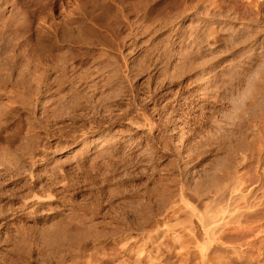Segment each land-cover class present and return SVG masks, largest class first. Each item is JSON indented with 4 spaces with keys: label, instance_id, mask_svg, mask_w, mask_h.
Listing matches in <instances>:
<instances>
[{
    "label": "rangeland",
    "instance_id": "374dc122",
    "mask_svg": "<svg viewBox=\"0 0 264 264\" xmlns=\"http://www.w3.org/2000/svg\"><path fill=\"white\" fill-rule=\"evenodd\" d=\"M18 1L14 0L15 4L20 2ZM71 1L73 0L63 3L66 7L61 5V8L58 4L52 9V1L48 0L47 3H50V6L46 3L49 9L46 12L53 22L55 20L56 22L62 21L65 18L64 14L71 8ZM85 1L80 2L79 0L82 5ZM104 1L92 0L90 4L93 6L91 11L95 13H92L94 17L89 21L93 26L92 38L95 41L91 45V57L94 61L89 59L90 56L88 59L87 57L83 58L85 55L82 52L85 49L82 45L79 46L80 43L78 45L76 43L73 54L77 59L80 57L81 61L77 60V63L74 64L75 67L72 66L74 68L66 67L68 63L64 57L65 54L61 53L63 49H59L58 46L56 48V45H54V49H50L52 53L54 52L53 54L49 50L45 52L50 55L48 56L50 58H46L47 55L44 54L42 56L43 58L46 56L45 59L38 58V56L36 58L35 55L28 57L29 59L32 56L31 60L26 59L30 50L26 45L27 42L23 39H26L23 24L19 23L17 25L20 27L16 25L17 28L15 26L13 28V31L18 29L15 31L19 35L24 33L23 36H19L10 29V32L13 33H11L12 39L15 38V43L10 42L15 45L13 47L8 45L11 48L10 51L16 56L20 54L22 56H19L20 59L19 57H15V59L12 54V58L16 60L13 59L14 62L19 63L12 64L11 60L10 75L8 73L10 77L5 78L7 83H4L6 81H4L2 73L3 76L0 77V89L2 90L4 87L9 91L8 88H10V93L8 92L10 96L7 95L10 97L8 100L5 99L7 97L4 88L0 92V96H2L0 100H3L0 101L3 104V106L0 105V114L2 113L0 115V146L10 147L14 156H12L14 161H12L13 164L11 163L10 169H12L9 170V174L2 169L0 164V264H59L57 262L59 258L67 253L64 248L65 243L92 239L108 245L103 248L102 252L106 253L105 257L110 261L117 256L119 243L124 239L127 240L128 236L129 239L132 236V239H139L142 229L150 228V224L154 223L155 219L167 215V211L169 214L170 210L176 209L177 206H182V209L178 210L181 212L176 213V215L179 213L178 221L170 218L169 224L161 225L164 230H167V235L159 243L162 250V254H159L160 259L157 257L156 260L155 258L152 264H192V262L197 263L198 261L195 260L194 254L186 253L189 256L188 261V256L187 260L185 259L184 251L178 249V251L173 250L172 252L170 247L174 243L177 244V241L173 243V240L176 239V237L173 239L174 236L181 233L179 231H183L190 223L198 229L197 221H195L196 216H194L195 219L185 218L186 215L184 216L182 210L187 211L188 208H192L189 211H193L196 215L201 213L203 204L197 198L195 189L201 187L202 183H207L209 177L217 172L215 170L218 169L226 152H231L232 146H230L231 143L222 145L216 141L219 138L215 132L214 122L206 115L211 109L215 119L220 116L221 108L215 99L204 100L199 88L201 87L200 69L210 62L211 59L207 60V58L213 57L212 60H217L220 63L224 61V66L232 64L236 66L237 70L243 68L238 71L241 73L239 76L243 81L249 77H256V74H254L255 76L252 75L253 73L248 75L244 70L248 63L247 55L250 54L248 51L250 40L247 36L250 32H254L258 41L264 39V0H253L254 3L252 0H136L138 2L136 5L131 2L119 4L118 2H122L121 0H106L107 3L103 6ZM1 2L2 0H0V4ZM22 2L23 0H21ZM26 3L29 5L25 1L22 3L24 8L19 5L16 7L19 8V11L21 8L22 13L26 11L25 15L28 16L33 11L35 13L37 6L34 5V7L30 4L27 9ZM92 3H96V5L94 4L95 10L92 9L94 8ZM118 7H123L122 11ZM29 10L31 11L29 12ZM40 17H36V22L44 24L43 17L39 19ZM80 18L83 19V16L78 15V20ZM108 18L111 20L107 21ZM253 19H258V21H252ZM78 22L80 24L81 21ZM241 23L243 26L246 25L242 27L247 31H241ZM204 24L206 25L204 26ZM224 24L228 28H223ZM182 30H185V33L189 31L186 36L188 35L192 42L198 36L200 41L196 40L200 44L205 40L204 34H209L207 36L209 40L215 35L220 37V44L223 40L224 42L220 48L217 47L218 44L213 47L212 54L206 55V57L209 56L207 58H200L205 56L202 44L204 41L199 46L195 42L197 44L195 49L193 48L195 43H193L192 52L189 53V57L192 58L191 66L187 63L183 67L182 65H173L175 57L171 54V48L177 46L178 39L175 38V34L179 35ZM229 30L231 33H234L235 30L237 33L240 30L242 41L240 38L238 39L239 43L228 40ZM260 38L262 39L260 40ZM0 43L6 48V44ZM22 43H24L23 48ZM1 44L0 51H3L4 48ZM247 45L249 46L247 47ZM57 49L60 50V53L58 51L59 54L56 55ZM6 50L5 52H7ZM20 50H25L26 57L25 54H22L24 52L18 53ZM10 51L6 54H10ZM3 52L0 54H5ZM63 54L64 58H61ZM197 54L200 55L199 59ZM5 55L4 57H6ZM4 57L2 55V59ZM22 57L28 60L24 66L22 65L23 67L20 65L23 64L22 61H25L22 60ZM12 58L10 56V59ZM30 61L36 65L31 64ZM28 62L30 63L28 64ZM104 62L105 64H103ZM244 62H246L245 65H243ZM261 62L258 63V66L263 65ZM64 64L65 66H63ZM108 64H112V68L107 66ZM86 65L90 68L88 69ZM24 67L27 69H23ZM113 67H115L114 70ZM181 67L182 69H180ZM237 70L235 71L237 72ZM243 71L245 75L247 74L246 78ZM30 72L33 76L29 77ZM38 73H42V75ZM36 74L42 77L40 78ZM242 74L244 77L241 76ZM232 75L231 73L229 80L223 81L225 89H228L227 86L234 82V79L232 82L230 79L233 77ZM2 82L3 84H1ZM61 90L65 93L64 96L61 94L62 96L59 97V92L62 93ZM23 92L27 98L29 97L26 100L30 101L31 99L30 102L24 99L25 103H29L24 106L22 105L24 102L21 104V98L17 97L19 93ZM25 94L23 93L22 98H26ZM53 94L58 97L52 99L51 95ZM32 107L34 109H31ZM179 137L180 140H178ZM227 148L229 149L227 150ZM57 153L59 154L56 156ZM198 201L199 203H197ZM149 222L150 224H148ZM164 226L169 227L164 228ZM226 231V237H229L222 238V241L226 240L224 244L239 246L248 256L234 252L227 255L221 264H264V235L245 239L246 236L240 237L239 234L232 231V228ZM197 232V235L199 234V237L196 236L197 243L206 250V245L203 242L199 243L200 240L203 241L201 239L203 236L201 237L199 233L200 230L198 229ZM248 236L250 237V235ZM185 237L183 240L187 243ZM183 240L181 243L184 242ZM109 242L110 244H108ZM112 244L116 247L111 246ZM177 246L180 247V243ZM213 249L216 248L206 250L208 255L206 261L208 262H211L213 256H216ZM191 256L192 258H190Z\"/></svg>",
    "mask_w": 264,
    "mask_h": 264
},
{
    "label": "bare ground",
    "instance_id": "6f19581e",
    "mask_svg": "<svg viewBox=\"0 0 264 264\" xmlns=\"http://www.w3.org/2000/svg\"><path fill=\"white\" fill-rule=\"evenodd\" d=\"M17 0H15L16 2ZM20 1V2H19ZM18 2L21 4H15L14 0H2L1 4H4L3 6L0 4V42L6 44V48L9 47V49L6 50L5 45L3 46L1 43V46H3L4 48V52L1 50L0 52L2 53H7L10 51V46L11 45L13 47V45L15 44H11V43H15L14 39H12V31L13 28L17 24L21 23L23 24V28H24V33H26V35L24 33H22L23 35H25L26 39L23 38L27 43V51H29L27 53V55L29 54V56H27L26 59H28V57H30V55H35L36 58L38 56V58H42L45 59V57L43 58L42 55L46 54L45 52H47L50 49H54V45H56V48L58 46V48L63 49L61 51V53L64 54L61 56V58L64 56L66 58V62L68 63V65L66 64V67L68 66H73L74 64H76L77 59L76 56H74L73 54V48L74 45H82L83 48L85 49L82 53L85 55L83 58L92 56L91 52H92V47L91 45L94 44L93 43V33H92V28L93 26H91V22L90 19L94 17V11H91V2L92 0H87L85 1L82 5L80 4V2L83 0H73L71 1L70 5L71 8L67 11L66 14H64L65 18H63L62 21H58L56 22V20L53 22L51 17L47 14L46 11H48L49 9L47 8L48 6L46 5V3L48 2L45 0H23V2H28L29 5L32 4V6H37V9H35V13H33L34 8L31 9L33 12L31 14L25 15L26 13V8L28 9V4L26 3L27 6H25V12L22 13V9L16 7V5H19V7H22V3L21 0H19ZM45 1V2H44ZM52 3V9H54L56 6H58V4L63 5V3L67 2V0H51ZM104 1V0H103ZM106 1V0H105ZM104 3H102V5L104 6L105 3H107V1ZM109 1V0H108ZM113 1V0H110ZM122 2H118L119 4H123L126 2H131V3H135V5L138 3L136 0H121ZM253 1V0H252ZM257 1V0H256ZM14 2V3H13ZM141 2V1H140ZM139 2V3H140ZM254 3V1H253ZM15 4V5H14ZM48 4V3H47ZM67 4V3H66ZM93 5L96 3H92ZM256 4V3H255ZM50 6V3L48 4ZM94 5V9L95 10V6ZM107 5V4H106ZM105 5V6H106ZM32 6H30L32 8ZM34 6V7H35ZM64 6V5H63ZM97 6L98 3H97ZM108 6V5H107ZM110 6V5H109ZM257 6V5H256ZM66 7V6H64ZM82 7V8H81ZM253 7V6H252ZM24 8V6L22 7ZM62 8V7H61ZM105 8V7H103ZM120 9V11H122V8L118 7ZM48 9V10H47ZM128 9V8H127ZM255 9V7H254ZM258 9V8H257ZM29 10V12L31 11ZM64 10V9H63ZM113 10V9H112ZM102 11V10H101ZM111 11V10H110ZM28 12V11H27ZM198 12V11H197ZM50 13V11H49ZM92 13L93 16H92ZM106 13V12H105ZM112 13V12H111ZM139 13V12H138ZM211 13V12H210ZM251 13V12H250ZM253 13V12H252ZM256 13V12H255ZM254 13V14H255ZM261 13V12H260ZM28 14V13H27ZM113 14V13H112ZM204 14V13H203ZM206 14V13H205ZM259 14V13H258ZM25 15V16H23ZM78 15L83 16V19L80 18L79 20L82 22H80L79 24V20H78ZM114 15V14H113ZM198 15V14H197ZM221 15V14H220ZM257 15V14H256ZM43 17L42 19L44 20V24H40L36 22V19L38 17ZM116 16V14H115ZM219 16V15H218ZM217 16V17H218ZM27 17V18H25ZM37 17V18H36ZM41 17L39 19H41ZM252 17V16H251ZM118 18V17H117ZM116 18V19H117ZM202 18V17H201ZM215 18V16H214ZM226 18V17H225ZM255 18V17H254ZM258 18V16H257ZM261 18V17H260ZM110 18L107 19V21ZM256 19V18H255ZM93 20V19H92ZM111 20V19H110ZM126 20V19H125ZM248 20V19H247ZM95 21V20H94ZM231 21V20H230ZM252 21H258L257 20H252ZM78 22V23H77ZM105 22V21H104ZM158 22V21H157ZM260 22V21H259ZM95 23V22H94ZM93 23V24H94ZM110 23V22H109ZM113 23V22H112ZM164 23V22H163ZM195 23V22H194ZM206 23V22H205ZM244 23V22H243ZM257 23V22H256ZM255 23V24H256ZM178 24V23H177ZM203 24V23H202ZM221 24V23H220ZM258 24V23H257ZM80 25L82 26L80 29ZM118 25H119V21H118ZM147 25V24H146ZM206 24H204L205 26ZM223 25V24H222ZM18 26V25H17ZM109 26V25H108ZM117 26V25H116ZM140 26V25H139ZM137 26V27H139ZM196 26V25H195ZM210 26V25H209ZM224 24V26H222L223 28H228V26ZM241 23L240 28L241 31L246 30L245 27L246 25H244ZM249 26V25H248ZM20 27V25L18 26ZM113 27V26H112ZM137 27H135L136 29H138ZM141 28H143L142 26H140ZM161 27V26H160ZM183 27V26H182ZM198 27V26H197ZM221 27V26H220ZM219 27V28H220ZM250 27V26H249ZM258 27V26H257ZM22 28V27H21ZM20 28V29H21ZM155 28V27H154ZM185 28V27H184ZM222 28V29H223ZM248 28V27H247ZM10 29H12V31L10 32ZM134 29V30H136ZM146 29V28H145ZM178 29V28H176ZM208 29V28H207ZM239 29V28H237ZM249 29V28H248ZM16 29H14L15 31ZM18 30V29H17ZM16 30V31H17ZM22 30V29H21ZM104 30V29H103ZM139 30V29H138ZM210 30V29H209ZM250 30V29H249ZM13 31V32H14ZM14 33H17V32ZM20 31V30H19ZM18 31V32H19ZM106 31V30H105ZM216 31V30H215ZM241 31L239 30V32L236 30L234 33H231L230 30V35L227 38L230 41H239L238 39L241 37L240 35H242ZM247 31V30H246ZM23 32V31H21ZM20 32V33H21ZM141 32H143L141 30ZM189 32V31H187ZM185 33V30L181 31V33H179V35L175 34V38L178 39L177 42V46H175V48H171V54L175 57V59L173 60V62L175 64L173 65H183L184 64H188L190 65V62H192V58L189 57V53L192 52L191 48L194 45V49H195V45L199 46L203 41V50L205 53L204 57H200V55L197 54V58L198 56L200 58H207L209 57L210 53L212 54V50L213 47H215L217 44V47L220 48L222 43L224 42V40L222 41V43L220 44L219 40L220 37L219 36H212L210 37L211 40H209V38L204 34L205 40L201 41L200 44L199 42H197L196 39L199 38H195L193 39L194 42H192L189 40V36ZM194 32V31H193ZM209 32V31H208ZM220 32V31H218ZM233 32V31H232ZM12 33V34H11ZM210 33V32H209ZM246 33V32H245ZM263 33V30H262ZM18 34V33H17ZM16 34V35H17ZM169 34V33H168ZM172 34V33H171ZM173 34V35H174ZM196 34V33H195ZM19 35V34H18ZM23 35H19V36H23ZM193 35V34H191ZM15 37V34L13 35ZM169 36V35H167ZM196 36V35H195ZM207 38H206V37ZM264 36V35H263ZM193 37V36H192ZM191 37V38H192ZM200 37V36H199ZM249 38V50L250 51L248 56V63L245 66L246 70L245 72L250 75H254L256 74V77L254 78H247V80H241L240 79V74L238 73V71L243 70V68L240 70L236 69V66L234 65H223V62L220 63L217 60H212L213 57H209L208 59L210 62H206V61H202V62H206L207 64L203 67L202 65V69H200V73H201V80H200V84L201 87L200 90L202 91V95L204 100H210V99H215L216 103L218 102L221 108V114L220 116H216L217 118L214 119L213 116L214 112L213 110H209L207 113V118H210V120H212L214 122V128H215V132L217 133V137L219 138V140H216L218 142H220L222 145H228L229 143L231 146V152H226V154L224 155V158L221 160L220 165L218 166V169L215 170L217 171L216 173L214 172L213 175H211L209 177V181L207 183H202L201 187L199 186V188L196 187L195 190L196 194H197V198L200 199V203L202 202L203 204V208L201 210L200 214H195L193 211H189L192 210V208H188L189 210L185 211L182 210L184 212V216L185 218H194V216H196V220L197 221V225H198V229L200 230V235H201V239H203V241H199V243L203 242L204 245H206V250L209 248H213L215 247L216 249L214 251V254L216 256H213L212 261L208 262L206 261V258L208 257V255L206 254V250L203 246L199 245L196 240V236L199 237V234L197 235V228L195 226H193L190 222V226L188 225L187 227H185V229L183 231H179L181 233H177L173 239V243L174 241H177V244L180 243V247L177 246V244H173L171 245L170 249L173 252L174 251H178V249L184 251L185 255L186 253L189 255H193L195 257V260L197 261V263L199 262V264H211L212 262H214L213 264H221L223 261H225L224 259L227 257V255H230L232 253H239V254H245L244 253V249L241 247H235L236 245H228L227 242L225 245L224 241H222V238H228L226 237V230L227 229H231L232 231L235 232V234H239V236H246L244 237L245 239H249V238H253V237H262V235H264V39L262 41H258L256 34L254 32H250V34L247 36ZM262 37V36H261ZM22 38V37H21ZM201 38V37H200ZM225 38V37H224ZM264 38V37H263ZM158 39V38H157ZM245 40V38H243ZM262 38H260L261 40ZM17 40V39H16ZM196 40V41H195ZM247 40V38H246ZM13 41V42H11ZM23 41V40H22ZM23 41V42H25ZM157 41V40H156ZM174 41V40H172ZM200 41V39L198 40ZM240 41H242V39L240 38ZM11 42V43H10ZM95 42V41H94ZM192 42V43H191ZM197 42V44L195 43ZM219 42V43H218ZM236 42V43H237ZM246 43V41H244ZM248 42V41H247ZM172 43V42H171ZM195 43V44H193ZM231 43V42H230ZM239 43V42H238ZM237 43V44H238ZM24 47V43H22ZM107 44V43H106ZM193 44V45H192ZM215 44V45H214ZM104 45V44H103ZM159 45V44H158ZM173 45V44H172ZM230 45V44H229ZM233 45V44H232ZM242 45V44H241ZM244 45V44H243ZM96 46V45H95ZM101 46V45H100ZM105 46V45H104ZM161 46V45H160ZM168 46V45H167ZM196 46V47H197ZM240 46V45H239ZM249 45H247L248 47ZM21 47V46H20ZM94 47V45H93ZM154 47V46H153ZM163 47V46H162ZM216 47V48H217ZM223 47V46H222ZM107 48V47H106ZM152 48V47H151ZM200 48V47H199ZM233 48V47H232ZM246 48V47H245ZM2 49V48H1ZM21 49V48H20ZM117 49V48H116ZM166 49V48H165ZM193 49V51H194ZM225 49V48H224ZM5 50L7 52H5ZM13 50V49H12ZM56 50V49H55ZM52 50V51H55ZM191 50V51H190ZM198 50V49H196ZM202 50V51H203ZM222 50V49H221ZM240 50V48H239ZM26 51V52H27ZM60 53V50L57 49L56 55L57 53ZM94 51V50H93ZM219 51V49H218ZM228 51V50H227ZM11 53L9 54H0L1 56V60H0V77L3 76L4 77V81H6L9 73V68L12 66L10 65V62L12 60V64L14 63H19V62H14V60L16 58H18L21 54L19 52H24L22 54H25V50H20L18 51V53L20 54L19 56H16L14 53H12V51H10ZM48 52V53H49ZM96 52V51H95ZM105 52V51H104ZM158 52V51H157ZM169 52V51H168ZM200 52V51H199ZM198 52V53H199ZM17 53V54H18ZM52 53V52H51ZM50 53V54H51ZM54 53V52H53ZM52 53V54H53ZM58 53V54H59ZM81 53V54H82ZM94 53V52H93ZM98 53V52H97ZM141 53V52H140ZM195 53V52H194ZM197 53V52H196ZM195 53V54H196ZM237 53V52H236ZM14 55V58H12V56ZM51 54V55H52ZM77 54V53H76ZM80 54V55H81ZM157 54V53H156ZM200 54V53H199ZM216 54V53H215ZM246 54V53H245ZM2 55L4 57V55L6 57H4L2 59ZM12 59H10V56ZM142 55V53H141ZM206 55H209L206 57ZM22 56V55H21ZM20 56V57H21ZM50 55H47L46 58H50L48 57ZM54 56V55H53ZM78 56V55H77ZM128 56V55H127ZM19 57V59H20ZM24 57V55H23ZM22 57V58H23ZM26 57V54H25ZM63 57V58H64ZM106 57V56H105ZM142 57V56H141ZM140 57V58H141ZM148 57V56H147ZM21 58V59H22ZM33 57L31 56V58H29L28 60H31ZM35 58V59H36ZM97 58V57H96ZM99 58V57H98ZM170 58V57H169ZM195 58V56H194ZM193 58V59H194ZM216 58V57H215ZM214 58V59H215ZM14 59V60H13ZM26 59H22L25 60L24 62L22 61L23 64H20L21 66H24V63L26 64L28 60ZM34 59V61L36 62V60ZM58 59V58H57ZM90 60L92 59L89 58ZM106 59V58H104ZM124 59V58H123ZM146 59V58H145ZM199 59V58H198ZM246 59V57H245ZM18 60V59H17ZM41 60V59H40ZM86 60V59H85ZM89 60V62H90ZM98 60V59H97ZM112 60V59H111ZM195 60V59H194ZM239 60V59H238ZM16 61V60H15ZM38 61V60H37ZM65 61V60H64ZM63 61V62H64ZM83 61V60H82ZM92 61H94V59H92ZM245 61V60H244ZM262 61V62H261ZM31 62V61H30ZM28 62V64L30 63ZM40 62V61H39ZM110 62V60H109ZM172 62V63H173ZM195 62V61H193ZM199 62V61H198ZM232 62V61H231ZM261 62V65L263 63L262 66H258V63ZM34 62H31V64ZM43 63V62H41ZM79 63V62H78ZM88 65L89 63L86 62ZM85 63V64H86ZM91 63V62H90ZM116 63V62H115ZM246 62H244L243 65H245ZM35 64V63H34ZM38 64V63H37ZM84 64V63H83ZM105 64V62L103 63ZM205 64V63H204ZM237 64V63H235ZM36 65V64H35ZM42 65V64H41ZM40 65V66H41ZM78 65V64H77ZM76 65V66H77ZM88 65L87 68H88ZM92 65V64H91ZM101 65V64H100ZM116 65V64H115ZM138 65V64H137ZM195 65V64H194ZM10 66V67H9ZM22 66V67H23ZM27 66V65H26ZM65 66V64L63 65ZM98 66V65H97ZM107 66H112V64H108ZM193 66V65H192ZM20 67V66H19ZM70 67V68H71ZM75 67V65H74ZM72 67V68H74ZM85 67V66H84ZM137 67V66H136ZM179 67V66H178ZM182 67L180 69H182ZM240 67V66H239ZM244 67V66H243ZM12 68V67H11ZM10 68V70H11ZM14 68V66H13ZM64 69V67H62ZM90 68V67H89ZM88 68V69H89ZM96 68V67H95ZM112 68V67H111ZM21 69V68H19ZM23 69H27V67H24ZM33 69V68H32ZM53 69V68H52ZM66 69V68H65ZM86 69V68H85ZM87 69V70H88ZM94 69V68H93ZM115 69V67H113V70ZM177 69V68H176ZM179 69V68H178ZM177 69V70H178ZM179 69V70H180ZM22 70V69H21ZM20 70V71H21ZM54 70V69H53ZM86 70V71H87ZM91 70V69H90ZM110 70V69H109ZM113 70H111L113 72ZM189 70V69H188ZM237 70V72L235 71ZM14 71V70H12ZM18 71V69H17ZM31 71V69H30ZM68 71V70H67ZM73 71V70H72ZM85 71V70H84ZM108 71V70H107ZM132 71V70H131ZM175 71V70H173ZM190 71V70H189ZM232 71V72H231ZM4 72V73H3ZM7 72V73H6ZM19 72V71H18ZM25 72V70H24ZM111 72V73H112ZM191 72V71H190ZM1 73L3 75H1ZM22 73V72H21ZM21 73H19V75H21ZM33 73V72H32ZM35 73V71H34ZM90 73V72H89ZM179 73V72H178ZM231 73L233 74L231 79H234V82L231 83L230 85H228V89H225V80H229V77L231 75ZM244 73V71H243ZM7 74V75H6ZM17 74V73H16ZM27 74V73H26ZM25 74V75H26ZM39 74V73H38ZM82 74V73H81ZM107 74V73H106ZM115 74V73H114ZM230 74V75H229ZM247 74L245 75V78L247 76ZM6 75V76H5ZM10 75V73H9ZM12 75V74H11ZM31 72L29 77L31 76ZM39 75H42L39 74ZM36 74V76H39ZM45 75V74H44ZM43 75V76H44ZM198 76V74H196ZM251 75V77H252ZM33 76V75H32ZM34 76V77H36ZM66 76V75H65ZM165 76V75H163ZM200 76H198L200 78ZM243 76V74L241 75ZM255 76V75H254ZM21 77V76H19ZM27 77V76H26ZM40 78L42 76H39ZM56 77V76H55ZM69 77V76H68ZM86 77V76H85ZM84 77V78H85ZM113 77V76H112ZM197 77V79H198ZM244 77V76H243ZM2 78V77H1ZM13 78V77H12ZM61 78V77H60ZM107 78V77H106ZM176 78V77H175ZM173 78V79H175ZM225 78V79H224ZM244 78V79H245ZM9 79V78H8ZM30 79V78H29ZM39 80V78H37ZM47 79V78H46ZM50 79V78H49ZM110 79V78H109ZM243 79V78H242ZM10 80V79H9ZM21 80V78H20ZM25 80V79H24ZM168 80V79H167ZM3 81V79H2ZM11 81V80H10ZM9 81V82H10ZM81 81V80H80ZM225 81V82H223ZM1 82V81H0ZM28 82V81H27ZM39 82V81H38ZM105 82V81H104ZM107 82V81H106ZM124 82V81H123ZM188 82V81H187ZM228 82V81H227ZM230 82V81H229ZM4 83H7L4 82ZM48 83V82H47ZM70 83V82H69ZM79 83V82H78ZM3 84V82L1 83ZM43 84V83H42ZM53 84V83H52ZM65 84V83H64ZM88 84V83H87ZM91 84V83H90ZM102 84V83H101ZM224 84V86H223ZM12 85V84H11ZM10 85V86H11ZM15 86V85H14ZM55 86V85H54ZM3 87V85L1 86V88ZM16 87V86H15ZM38 87V86H36ZM41 87V86H40ZM4 88V87H3ZM2 88V90H3ZM224 88V89H223ZM10 91V88H8ZM36 89V88H35ZM38 89V88H37ZM36 89V90H37ZM118 89V88H117ZM223 89V90H222ZM1 90V89H0ZM2 90L0 92H2ZM5 90V88H4ZM12 90V88H11ZM33 90V89H32ZM45 90V89H44ZM56 90V89H55ZM60 91V88L58 89ZM6 92V97L5 99H10V94H8V90H5ZM47 91V90H46ZM51 91V90H50ZM62 91V90H61ZM73 91V90H72ZM4 92V91H3ZM13 92V91H12ZM96 92V91H95ZM102 92V91H101ZM10 93V92H9ZM25 94V92H23ZM23 93H19V97L17 95L18 98H21V104L24 106V104H27L28 102L25 103L26 99H29V97L27 98H22L24 95ZM35 93V92H34ZM58 93V92H57ZM64 93L62 91V93L59 92V97L62 96L61 94ZM83 93V92H82ZM4 94V93H3ZM13 94V93H11ZM15 94H18L15 92ZM51 94V93H50ZM186 94V93H185ZM1 95V94H0ZM8 95V96H7ZM23 95V96H22ZM56 95V94H55ZM54 94L51 95L52 99L53 98H57L58 96H55ZM4 96V95H3ZM31 96V95H30ZM34 96V95H33ZM55 96V97H54ZM74 96V95H73ZM2 97V96H0ZM36 98V97H35ZM110 98V97H109ZM3 99V98H2ZM16 99V98H15ZM25 99V100H24ZM34 99V97H33ZM32 99V101H33ZM98 99V98H97ZM6 100V102L8 103V101ZM37 100V99H36ZM57 100V99H56ZM73 100V99H72ZM3 101V100H0ZM18 101V100H17ZM29 101V100H26ZM31 101V99H30ZM29 101V102H30ZM158 101V100H157ZM214 101V100H212ZM5 102V100H4ZM10 102V101H9ZM214 102V103H215ZM2 103V102H1ZM1 106H3V104H1ZM32 103V102H31ZM41 103V102H40ZM208 103V102H207ZM20 104V103H19ZM29 104V103H28ZM38 104V103H37ZM5 105V103H4ZM9 105V104H8ZM13 105V104H12ZM40 105V104H39ZM55 105V104H54ZM65 105V104H64ZM210 105V104H209ZM215 105V104H214ZM52 106V105H51ZM67 106V105H66ZM16 107V106H15ZM43 107V106H42ZM1 108V107H0ZM8 108V107H7ZM71 108V107H70ZM201 108V107H200ZM4 109V108H3ZM30 109V107H29ZM31 109H34V107H32ZM7 110V109H6ZM16 110V109H15ZM61 110V109H60ZM184 110V109H183ZM200 110V109H199ZM217 110V109H216ZM8 111V110H7ZM12 111V110H10ZM29 111V110H28ZM31 111V110H30ZM42 111V110H41ZM219 111V112H220ZM3 112V111H2ZM32 112V111H31ZM40 112V111H39ZM43 112V111H42ZM52 112V111H51ZM64 112V111H63ZM218 112V113H219ZM6 113V112H5ZM9 113V111H8ZM2 114V113H1ZM0 114V115H1ZM7 114V113H6ZM179 114V113H178ZM31 115V114H30ZM29 115V116H30ZM66 115V113H65ZM205 115V114H204ZM15 116V115H14ZM6 117V116H5ZM164 117V116H163ZM204 117V116H203ZM6 119V118H5ZM4 120V119H3ZM8 121V119H6ZM135 120V119H134ZM1 121V120H0ZM5 121V120H4ZM136 121V120H135ZM211 121V123H212ZM6 122V121H5ZM210 123V122H209ZM14 124V123H13ZM196 124V123H195ZM194 124V125H195ZM7 125V124H6ZM134 125V124H133ZM144 125V123H143ZM142 125V126H143ZM5 126V125H4ZM136 126V125H135ZM202 126V125H201ZM46 127V126H45ZM10 128V127H9ZM23 128V127H22ZM108 128V127H107ZM7 130V129H6ZM110 130V129H109ZM146 130V129H145ZM148 130V129H147ZM4 131V130H3ZM9 132V131H7ZM106 132V131H105ZM208 133V132H207ZM9 134V133H8ZM131 134V133H130ZM3 135V134H2ZM23 135V134H22ZM206 135V134H205ZM84 136V135H83ZM9 137V136H8ZM18 137V136H17ZM112 137V136H111ZM182 137V136H181ZM206 137V136H205ZM90 138V137H89ZM96 138V137H95ZM104 138V137H103ZM204 138V137H203ZM7 139V138H6ZM202 139V138H201ZM9 140V139H7ZM17 140V139H16ZM84 140V139H83ZM107 140V139H106ZM180 140V137L179 139ZM192 140V139H191ZM96 141V140H94ZM205 141V140H203ZM208 141V140H206ZM210 141V140H209ZM9 142V141H7ZM6 142V143H7ZM93 142V140H92ZM181 142V141H180ZM179 142V143H180ZM187 142V141H186ZM5 143V142H4ZM183 143V142H182ZM208 143V142H207ZM213 143V142H212ZM102 144V143H101ZM104 144V143H103ZM181 144V143H180ZM195 144V143H194ZM4 145V144H3ZM179 145V144H178ZM13 146V144H12ZM83 146V145H82ZM95 146V145H94ZM97 146V144H96ZM100 146V145H99ZM107 146V145H106ZM105 146V147H106ZM229 146V147H230ZM178 147V146H177ZM183 147V146H181ZM222 147V146H221ZM32 148V147H31ZM98 148V147H97ZM100 148V147H99ZM102 148V146H101ZM100 148V149H101ZM180 148V147H179ZM178 148V149H179ZM221 149V148H220ZM229 148H227L228 150ZM10 147H8L7 145L5 146H0V164L2 166V169L9 174V170L10 167L12 166L14 160H12V158L14 157L10 151ZM36 150V149H35ZM102 150V149H101ZM110 150V149H109ZM177 150V148H176ZM175 150V151H176ZM22 151V150H21ZM83 151V150H82ZM87 151V150H86ZM95 151V150H94ZM108 151V150H107ZM178 151V150H177ZM84 152V151H83ZM96 152V151H95ZM99 152V151H98ZM178 153V152H177ZM176 153V154H177ZM187 153V152H186ZM22 154V153H21ZM59 153L56 154V156ZM62 154V153H61ZM106 154V153H105ZM156 154V153H155ZM99 155V154H98ZM180 155V154H179ZM221 155V154H220ZM13 156V157H12ZM51 156V155H50ZM102 156V155H101ZM25 157V156H24ZM37 157V156H36ZM49 157V156H48ZM54 157V156H53ZM59 157V156H58ZM18 158V157H17ZM66 158V157H65ZM25 159V158H24ZM219 159V158H218ZM29 160V159H28ZM56 160V159H55ZM61 160V158H60ZM173 160V159H172ZM220 160V159H219ZM57 161V160H56ZM12 163V164H11ZM32 163V162H31ZM36 163V162H35ZM204 163V162H203ZM18 164V163H17ZM186 165V164H185ZM207 168V167H206ZM204 169V168H203ZM212 169V168H211ZM30 170V169H29ZM199 170V169H198ZM27 171V170H26ZM202 171V170H201ZM204 171V170H203ZM197 173V172H196ZM3 174V173H2ZM199 174V173H198ZM210 174V173H208ZM10 176V175H9ZM29 176V175H28ZM35 176V175H34ZM208 176V175H207ZM12 177V176H11ZM9 177V178H11ZM200 177V176H199ZM205 177V175H204ZM173 178V177H172ZM206 178V177H205ZM5 181V180H4ZM121 181V180H120ZM205 181V180H204ZM203 182V181H202ZM206 182V181H205ZM8 188V187H7ZM188 190V189H187ZM186 190V191H187ZM3 191V190H2ZM108 191V190H107ZM189 194V193H188ZM194 194V193H193ZM200 194V195H199ZM200 196V197H199ZM194 197H196L194 195ZM41 198V197H40ZM196 198V199H197ZM49 200V199H48ZM10 201V200H9ZM36 201V200H35ZM32 202V201H31ZM199 203V201L197 202ZM167 205V204H166ZM171 205V204H170ZM174 205V204H173ZM196 205V204H195ZM164 206V205H163ZM168 206V205H167ZM182 207V206H181ZM180 206H177L176 209L174 208L170 210V213L168 214V211L166 212L167 215H163L162 217L158 218L157 220L155 219V222L150 224V222L148 224H150V228H147L145 230L142 229V231L140 232L139 235V239L137 238H133L132 237L127 240H123L126 242H121L119 243V245L117 246L119 252L118 254H116L117 256H115L114 258H112V260H108L106 259V253L104 254L102 252L103 248L107 245H105L102 241H98V240H77V241H70L64 244V248L66 249L65 252H67V256H60L61 258H59V260L57 261L59 264H152L153 261H155L154 259L157 257L160 259V255L162 254V250H161V246H160V240L166 235H167V230H164L163 227L161 225H165L166 223L169 224L168 220L170 218L173 219H177V215H179V213L176 215L177 212H181L178 211L179 209H182ZM172 208V206H171ZM184 209V208H183ZM199 209V208H198ZM200 211V210H199ZM41 212V211H40ZM143 212V211H142ZM12 213V212H11ZM183 214V213H182ZM181 214V215H182ZM183 216V215H182ZM154 218V217H153ZM149 219V218H148ZM147 219V220H148ZM183 219V218H182ZM146 220V219H145ZM144 220V222H145ZM150 220V219H149ZM171 221V220H170ZM178 221V219H177ZM180 221V220H179ZM90 222V221H89ZM172 222V221H171ZM170 222V223H171ZM187 222V221H186ZM141 223V222H140ZM184 224V222H182ZM145 224V223H144ZM178 224V223H175ZM147 225V222H146ZM173 225V223H172ZM196 225V226H197ZM182 226V225H181ZM9 227V226H8ZM91 227V226H90ZM169 227V226H167ZM164 226V228H167ZM172 227V226H171ZM181 228V227H180ZM109 230V229H108ZM48 231V230H47ZM68 231V230H67ZM169 231V229H168ZM197 232V233H196ZM5 233V232H4ZM53 233V232H52ZM4 235V234H3ZM53 235V234H52ZM173 235V234H172ZM230 235V234H229ZM250 235V237L248 236ZM136 236V235H135ZM187 236V237H185ZM105 237V236H104ZM184 237L186 238L185 240H187L188 242L186 243L183 239ZM78 238V237H77ZM68 239V238H67ZM137 239V240H136ZM199 239V238H198ZM141 241L139 243V241ZM184 241L181 243V241ZM50 241V240H49ZM53 241V240H52ZM56 241V240H55ZM246 241V240H245ZM249 241V240H248ZM255 241V240H254ZM120 242V241H119ZM230 242V241H229ZM258 242V241H257ZM264 242V241H263ZM51 243V242H50ZM106 243V242H105ZM117 243V242H116ZM113 243V244H116ZM185 243V244H184ZM196 243V244H195ZM235 243V242H234ZM110 244V242L108 243ZM111 245V246H115V245ZM169 244V243H168ZM242 244V243H241ZM248 244V243H247ZM246 244V245H247ZM61 246V245H60ZM108 246V245H107ZM166 246V245H165ZM63 247V246H61ZM116 247V246H115ZM211 247V248H210ZM253 247V246H252ZM251 247V248H252ZM110 248V246H109ZM112 248V247H111ZM61 249V248H60ZM169 249V250H170ZM110 250V249H109ZM114 250V249H112ZM194 252H193V251ZM251 250V249H250ZM257 250V248H256ZM259 250V249H258ZM263 250V249H262ZM209 251V250H208ZM192 252V253H191ZM212 252V251H210ZM15 253V252H14ZM161 253V254H160ZM170 253V252H169ZM236 253V254H237ZM160 254V255H159ZM177 254V253H176ZM210 254V253H209ZM250 254V252H249ZM253 254V253H252ZM29 255V254H28ZM27 255V256H28ZM128 255H130L132 258H129ZM185 256V259L187 258V256ZM247 255V254H245ZM257 255V254H256ZM22 256V255H21ZM248 256V255H247ZM31 257V256H30ZM181 257V256H180ZM9 258V257H8ZM108 258V257H107ZM111 258V257H110ZM172 258V257H171ZM184 258V257H183ZM192 258V256L190 257ZM197 258V259H196ZM158 259V260H159ZM178 259V258H177ZM180 259V258H179ZM184 259V260H185ZM233 259V258H232ZM249 259V258H248ZM257 259V258H256ZM109 262H108V261ZM166 260V259H165ZM187 260V259H186ZM185 260V261H186ZM193 260V259H192ZM211 260V259H210ZM250 260V259H249ZM12 261V260H11ZM41 261V260H40ZM181 261V260H179ZM188 261H189V256H188ZM227 261V259H226ZM5 262V261H3ZM2 262V263H3ZM175 262V261H174ZM178 262V261H177ZM187 262V261H186ZM195 262V261H194ZM192 262V264H197ZM160 263V262H159ZM170 263V261H169ZM182 263V262H181ZM262 263V262H261ZM7 264V263H6ZM22 264V263H21ZM177 264V263H176ZM184 264V263H183ZM258 264V263H257Z\"/></svg>",
    "mask_w": 264,
    "mask_h": 264
}]
</instances>
